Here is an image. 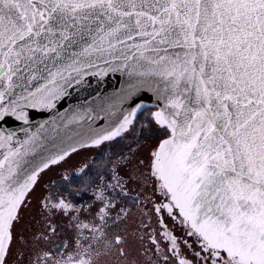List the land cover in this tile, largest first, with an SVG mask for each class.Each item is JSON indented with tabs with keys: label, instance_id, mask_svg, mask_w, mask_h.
I'll list each match as a JSON object with an SVG mask.
<instances>
[{
	"label": "snow or ice",
	"instance_id": "1",
	"mask_svg": "<svg viewBox=\"0 0 264 264\" xmlns=\"http://www.w3.org/2000/svg\"><path fill=\"white\" fill-rule=\"evenodd\" d=\"M0 264H264V0H0Z\"/></svg>",
	"mask_w": 264,
	"mask_h": 264
},
{
	"label": "water",
	"instance_id": "2",
	"mask_svg": "<svg viewBox=\"0 0 264 264\" xmlns=\"http://www.w3.org/2000/svg\"><path fill=\"white\" fill-rule=\"evenodd\" d=\"M118 77H116V78H113L111 75L107 78V80H106V82L105 83H102L101 85H100V88H105L106 90H111L114 86L115 87H119V83H118ZM92 85H93V87H96V81L95 80H93L92 81ZM73 95H74V97L75 96H77L78 94L75 92V91H73ZM68 102H72V103H74L75 102V100L73 99L72 101H68ZM68 102H64L63 104H62V107H61V110H62V108L63 107H66L67 106V103ZM48 116H49V113H47V112H45V113H38V112H33L32 113V119L34 120V121H39V120H42V119H46V118H48Z\"/></svg>",
	"mask_w": 264,
	"mask_h": 264
},
{
	"label": "rangeland",
	"instance_id": "3",
	"mask_svg": "<svg viewBox=\"0 0 264 264\" xmlns=\"http://www.w3.org/2000/svg\"><path fill=\"white\" fill-rule=\"evenodd\" d=\"M92 151H94V150H90V151H88V152H82V153L80 154V156L73 157V161H77V160L81 159L82 156H85V155H91V154H92ZM48 175H51V173H49ZM45 179H47V176H45ZM38 191H39V188L37 189V192H38ZM169 223H170V222H169Z\"/></svg>",
	"mask_w": 264,
	"mask_h": 264
}]
</instances>
